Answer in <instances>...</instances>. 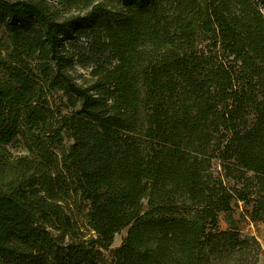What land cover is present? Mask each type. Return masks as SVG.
<instances>
[{
	"label": "trees",
	"instance_id": "1",
	"mask_svg": "<svg viewBox=\"0 0 264 264\" xmlns=\"http://www.w3.org/2000/svg\"><path fill=\"white\" fill-rule=\"evenodd\" d=\"M52 1L0 0V264H256L264 0Z\"/></svg>",
	"mask_w": 264,
	"mask_h": 264
},
{
	"label": "rangeland",
	"instance_id": "2",
	"mask_svg": "<svg viewBox=\"0 0 264 264\" xmlns=\"http://www.w3.org/2000/svg\"><path fill=\"white\" fill-rule=\"evenodd\" d=\"M50 2L54 5L55 1L50 0ZM107 4H109L106 1ZM76 11V10H75ZM227 128L229 130V123L227 122ZM5 149H7L12 156H20V155H26L28 154V151L25 150L23 147L17 145V144H7L5 146ZM222 149L217 153L216 157L213 159V169L215 174L220 178V180L225 184L227 182V179L224 176L223 169H222ZM144 203V210H147L149 208V205L146 201ZM183 205V204H180ZM233 207H234V213L232 215V218L230 220L225 219L224 213H219V225L221 229H232L238 231L242 236H247L254 238L256 242L259 245V256L258 261L256 264H264V222H257L253 221L249 214H248V208L242 204L239 200H233ZM86 211V208H82V212L77 211L72 206L69 208L70 215L78 222V224L81 226L82 230H84L85 225H83L84 218L82 214ZM126 234V229H123L119 233H117L114 237L113 243L110 246L108 251H105V254L108 258L110 250L114 249L118 245H120L122 238Z\"/></svg>",
	"mask_w": 264,
	"mask_h": 264
}]
</instances>
